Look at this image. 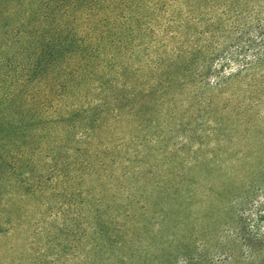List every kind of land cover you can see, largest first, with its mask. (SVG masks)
I'll return each mask as SVG.
<instances>
[{
    "label": "rangeland",
    "instance_id": "374dc122",
    "mask_svg": "<svg viewBox=\"0 0 264 264\" xmlns=\"http://www.w3.org/2000/svg\"><path fill=\"white\" fill-rule=\"evenodd\" d=\"M36 3L0 0V121L23 154L13 258L264 264V0L154 8L145 54L124 56L125 82L105 109L69 128L29 119V82L16 79L22 18Z\"/></svg>",
    "mask_w": 264,
    "mask_h": 264
},
{
    "label": "trees",
    "instance_id": "16d2710c",
    "mask_svg": "<svg viewBox=\"0 0 264 264\" xmlns=\"http://www.w3.org/2000/svg\"><path fill=\"white\" fill-rule=\"evenodd\" d=\"M166 1L37 0L22 18L27 44L16 65V79L25 77L29 82L33 102L29 119L40 128L54 123L69 128L73 118L102 112L101 103L112 93L110 87L125 82L124 56L145 54L153 40L149 35L153 9L163 11ZM9 127L7 123L6 130ZM4 128L0 121V264H19L12 256V197L16 166L23 154L3 133ZM78 139L81 134L70 138L77 153ZM35 149L28 160L40 156L37 150L42 149ZM57 170L62 179L72 175Z\"/></svg>",
    "mask_w": 264,
    "mask_h": 264
}]
</instances>
